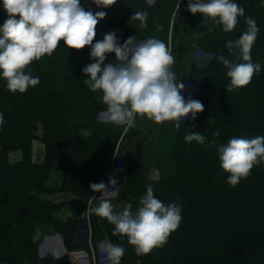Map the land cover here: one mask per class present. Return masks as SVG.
Returning <instances> with one entry per match:
<instances>
[{
  "label": "trees",
  "instance_id": "obj_1",
  "mask_svg": "<svg viewBox=\"0 0 264 264\" xmlns=\"http://www.w3.org/2000/svg\"><path fill=\"white\" fill-rule=\"evenodd\" d=\"M233 2L245 9V15L229 33L211 19L203 22L202 14L190 13L186 0L180 3L174 27L193 28L190 43L205 58L194 61L183 76L196 86L194 92L183 89L181 95L185 100H199L204 110L194 120L190 116L181 120L179 129L174 122L154 123L157 145L151 162L144 158V140L128 150L141 132L99 120L97 114L106 108L102 93L92 92L83 83L87 76L82 69L93 62L89 47L77 51L61 41L51 56L30 65L40 83L23 94L9 92L0 78L4 117L0 126V264H25L28 257L37 256L38 223L52 224L68 250L90 249L88 242L76 240L86 223L94 246L102 241L119 246L128 242L124 236L113 235L114 226L94 214L82 223L73 218L62 222L56 216L65 205L55 199L60 194L78 195L87 207L97 194L89 185L104 183L120 154L126 155L128 165L123 162L126 171L117 198L132 205L133 213L148 187L165 205L181 207L179 227L162 247L142 256L133 247L139 264H264V163L233 187L227 183L229 174L221 169L217 152V145H226L231 138L264 136V0ZM80 4L86 11L106 12L98 22L94 42L115 31L121 44L131 36L137 40L154 37L169 44L176 0H117L108 8L97 7L92 0H80ZM137 11L148 13L147 28H139V21L129 23ZM248 17L255 19L259 29L251 57L261 69L247 86L227 92L230 79L218 57L240 62L238 50L230 52L226 42H234L246 31ZM6 19L0 0V26ZM171 51L182 56L185 45L178 43ZM109 62L117 63L114 53L107 55L105 63ZM39 128L43 130L42 162L35 161L33 153ZM82 129L91 134L83 137ZM189 132L204 135L207 147L185 142ZM16 151L21 158L11 162L10 154ZM55 165L61 173L60 183L49 185ZM152 170L158 171L155 181L149 177ZM55 263L72 264L67 254Z\"/></svg>",
  "mask_w": 264,
  "mask_h": 264
},
{
  "label": "clouds",
  "instance_id": "obj_2",
  "mask_svg": "<svg viewBox=\"0 0 264 264\" xmlns=\"http://www.w3.org/2000/svg\"><path fill=\"white\" fill-rule=\"evenodd\" d=\"M100 8H108L117 0H92ZM151 2V0H150ZM182 0H176L179 11ZM187 10L193 15L200 13L203 22L211 19L222 26L225 33L233 31L238 18L245 15V9L233 0H186ZM7 19L0 26V78L6 81L11 93H25L37 86L39 77L31 73L30 65L43 56H51L61 41L68 49L90 48V59L82 72L87 76L83 83L92 91L100 92L101 102L106 106L103 113L105 122L125 127L135 126L136 118L146 117L157 124L174 122L181 127V120L189 116L194 120L204 110V105L196 99L181 95L182 82L176 81L172 71L175 59L171 48L157 38L137 40L136 36L118 41L115 31L108 32L102 40L95 41L98 22L106 17V12L86 11L80 0H3ZM147 12L137 11L129 23L139 21V28H147ZM247 25L240 37L227 41L226 47L239 52V61L231 62L223 55L218 57L227 69L230 84L226 91L247 86L261 65L253 63L251 49L259 29L255 19L248 17ZM160 30L161 26H157ZM114 53L117 63H105L107 55ZM4 123L0 113V126ZM83 137L91 133L82 129ZM219 132L214 133L218 137ZM205 136L200 132L184 136L187 143L193 141L205 144ZM214 143V141H213ZM221 169L228 173L227 183L233 187L251 175L252 169L264 163V136L254 138H231L227 144L217 145ZM110 185L117 181L109 178ZM93 192L108 191L103 183H91ZM88 202L86 213L106 219L114 226L113 235L127 238L138 256L162 247L181 222V207L175 203L165 205L156 198L153 189L148 187L139 199L135 213L131 205L116 213L108 199H101L98 206ZM110 264H120L125 249L119 245L108 244L105 249Z\"/></svg>",
  "mask_w": 264,
  "mask_h": 264
},
{
  "label": "rangeland",
  "instance_id": "obj_3",
  "mask_svg": "<svg viewBox=\"0 0 264 264\" xmlns=\"http://www.w3.org/2000/svg\"><path fill=\"white\" fill-rule=\"evenodd\" d=\"M149 1V0H148ZM176 11L173 14V18H172V23H171V28H170V32L169 33V44L167 43V45L172 49L173 47L176 46V44L178 45H185V51L183 53V55L181 56V52L176 51L173 55L175 62L172 65V71L175 72L176 74V81L177 82H189V78L187 77H183L184 74L187 72H189L188 70L190 69L191 65L193 64L194 61L196 60H205L204 57H202L198 51L196 50L195 46L192 45L190 43V35L192 33H194L195 31H193V28H189V29H183L182 27H179L178 30L174 27L175 23L177 22L178 19H176ZM105 111V110H104ZM104 111H101V113L97 114L99 120L101 121H105L104 120ZM154 121L147 119L146 117H137L136 121H135V126L132 127L135 130H138L139 132L142 133V135H139L138 137H136L129 145L128 150L133 149L134 147H136L141 141L144 140V149L146 150L145 156L148 158L147 160H152L153 157H155V152H156V145H157V135L155 132V128H154ZM39 138L35 139L33 141V153H34V159L37 162H42L44 160V143L41 140V137L43 136V130L42 128H39L37 133H36ZM146 136V137H145ZM146 138V139H145ZM11 154H14L13 157H10L11 162H14L15 159L17 158H21V153H19V151L17 152H13ZM10 154V156H11ZM145 158V157H144ZM119 161L124 162L125 165L128 163V158L126 157L125 154L123 155H119ZM146 161V160H145ZM128 165V164H127ZM126 165V167H127ZM126 169V168H125ZM52 176L50 181L48 182L49 185H57L60 183V178H61V173L60 170L58 169L57 165H55ZM152 174H155L156 176H158V171L154 170V172ZM123 176V175H122ZM69 197L68 195L66 196V194H60L55 196L56 201H63V198H67ZM66 208L65 211L68 212V210L70 209L69 204H66ZM127 206V205H125ZM132 206V205H131ZM132 209V208H131ZM62 213V212H61ZM63 215H60V217H62ZM136 263V261H134Z\"/></svg>",
  "mask_w": 264,
  "mask_h": 264
},
{
  "label": "crops",
  "instance_id": "obj_4",
  "mask_svg": "<svg viewBox=\"0 0 264 264\" xmlns=\"http://www.w3.org/2000/svg\"><path fill=\"white\" fill-rule=\"evenodd\" d=\"M13 155L14 154H11L10 157L12 158ZM147 159L148 158L145 156V160L147 162H151V160H147ZM18 160L19 158L15 159L14 162ZM153 172L154 170L150 171L149 177L152 181H155L158 178V176L152 174ZM123 174L124 173L122 172H117L115 180L118 181V184H120V179L122 178ZM65 194L66 196L68 195L69 197L63 198V201H65V205L63 209L59 213H57L56 215L57 218L62 222L67 221L69 218H73L76 220L81 219V217L84 214H86L87 207L85 206V201L83 200V198L78 197V195L74 196L68 193ZM117 197L118 196H116V194H113V196H109V197L100 196L96 199L91 200L92 201L91 206L92 207L98 206L101 199H108L111 201L113 205L114 212L119 213L123 211V209L126 207L125 205H129V204L120 201ZM66 204H69L68 207H70L68 212L65 211L64 209L67 207ZM60 215L63 216L60 217ZM35 239L38 246V254L37 256L31 255L30 257H28L27 262L25 264H56L55 262L57 261V259L64 256L67 253V251H69L68 249H66L67 247L63 235L59 233L52 224L38 223L36 226ZM121 247L125 249V254L122 257L120 264H139V262L136 260V255L134 254L133 246H131L128 242H125L121 245ZM93 248L95 249L94 251V253L96 254L95 258H96V262L98 263L99 262L98 260L101 257L100 248H98V245L93 246ZM90 250H86L85 252H88L90 254L92 252V250L91 252ZM101 250H103V248ZM79 251L70 252V258L71 260L74 261L75 264L77 261ZM102 256H103V251H102ZM134 261H136V263Z\"/></svg>",
  "mask_w": 264,
  "mask_h": 264
},
{
  "label": "built area",
  "instance_id": "obj_5",
  "mask_svg": "<svg viewBox=\"0 0 264 264\" xmlns=\"http://www.w3.org/2000/svg\"><path fill=\"white\" fill-rule=\"evenodd\" d=\"M123 167V162L121 161H119V158H116L115 160H114V162H113V165H112V169H111V172H112V170L114 169V168H122ZM110 172V173H111ZM108 189V188H107ZM110 193H112L111 192V188L110 189H108V191H106V192H104V193H101L100 195L101 196H107V195H109ZM88 218V217H87ZM85 233L87 234V231L85 230ZM79 235H81V238H82V233L81 234H79ZM90 235H91V229H90V231H89V238H90ZM79 238H80V236H79ZM90 244H91V242H90ZM91 250H92V252L89 254L88 252H85V251H83V252H81V251H79L78 252V257H77V261H76V264H99V262L97 263L96 262V258H95V253H94V251H95V249L93 248V246H92V244H91ZM102 251H104V250H101L100 249V252L102 253ZM104 253V252H103ZM92 254H93V256H92ZM107 259L104 257V258H102L101 259V263L100 264H108V262L106 261ZM73 261V260H72ZM74 262V261H73Z\"/></svg>",
  "mask_w": 264,
  "mask_h": 264
}]
</instances>
